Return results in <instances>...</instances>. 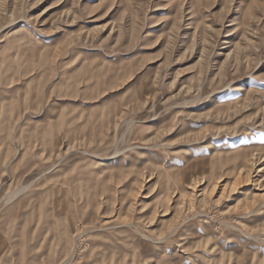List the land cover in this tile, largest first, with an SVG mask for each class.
Instances as JSON below:
<instances>
[{
    "label": "rangeland",
    "instance_id": "obj_1",
    "mask_svg": "<svg viewBox=\"0 0 264 264\" xmlns=\"http://www.w3.org/2000/svg\"><path fill=\"white\" fill-rule=\"evenodd\" d=\"M0 264H264V0H0Z\"/></svg>",
    "mask_w": 264,
    "mask_h": 264
},
{
    "label": "crops",
    "instance_id": "obj_2",
    "mask_svg": "<svg viewBox=\"0 0 264 264\" xmlns=\"http://www.w3.org/2000/svg\"><path fill=\"white\" fill-rule=\"evenodd\" d=\"M6 244H7L6 247H9V243H6ZM23 244H24V243H23ZM23 244L20 243L19 246H21V245L23 246ZM10 245L13 246V244H10ZM24 245H26V242H25ZM27 245H28V244H27ZM11 246H10V247H11ZM14 246H16V244H15Z\"/></svg>",
    "mask_w": 264,
    "mask_h": 264
}]
</instances>
